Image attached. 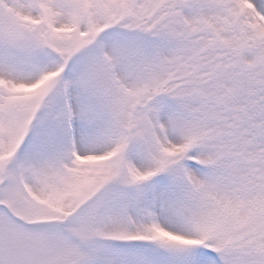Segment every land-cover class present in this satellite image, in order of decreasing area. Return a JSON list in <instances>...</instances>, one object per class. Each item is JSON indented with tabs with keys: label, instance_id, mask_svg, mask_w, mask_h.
Masks as SVG:
<instances>
[{
	"label": "snow or ice",
	"instance_id": "1",
	"mask_svg": "<svg viewBox=\"0 0 264 264\" xmlns=\"http://www.w3.org/2000/svg\"><path fill=\"white\" fill-rule=\"evenodd\" d=\"M0 264H264V0H0Z\"/></svg>",
	"mask_w": 264,
	"mask_h": 264
}]
</instances>
